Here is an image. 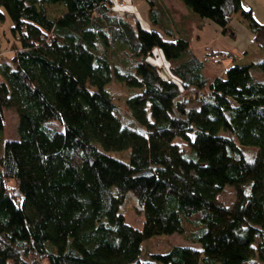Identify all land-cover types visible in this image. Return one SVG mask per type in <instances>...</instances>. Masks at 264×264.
Returning a JSON list of instances; mask_svg holds the SVG:
<instances>
[{
    "label": "trees",
    "instance_id": "16d2710c",
    "mask_svg": "<svg viewBox=\"0 0 264 264\" xmlns=\"http://www.w3.org/2000/svg\"><path fill=\"white\" fill-rule=\"evenodd\" d=\"M181 1L228 35L230 15L240 11L264 46V23L241 0ZM147 3L157 26L155 2ZM4 13L18 44L0 61V132L10 107L18 137L0 144V264H241L255 252L263 259L264 80L251 64L207 79L188 37L141 27L112 0H0V20ZM155 46L170 77L148 61ZM255 65L264 75V59ZM111 75L137 88L125 109L139 129L116 114L103 87ZM245 145L256 147L251 158ZM226 183L230 206L216 197ZM128 190L140 228L119 210ZM173 232L199 248L174 244L140 259L143 239Z\"/></svg>",
    "mask_w": 264,
    "mask_h": 264
},
{
    "label": "crops",
    "instance_id": "0c3cea01",
    "mask_svg": "<svg viewBox=\"0 0 264 264\" xmlns=\"http://www.w3.org/2000/svg\"><path fill=\"white\" fill-rule=\"evenodd\" d=\"M113 7H114V0ZM123 10L134 12L138 18L141 27H156L163 35L173 38L175 36H184L189 39V49L197 59H202L200 73L207 78L222 76L223 70L232 63L251 64L250 71L258 80H264V75L256 67L255 63L264 59V46L258 48L254 41L252 31L246 26V20L241 16L240 11L231 13L229 24L233 35L223 33L214 21L211 19H199L195 14L183 4L181 0H154L155 17L158 24L150 21L148 16L147 0H121ZM117 5V4H116ZM241 5L251 11L252 16L258 23H264V0H241ZM115 10H119L114 7ZM221 52L223 55L219 63H222L220 69H212L207 62H211L209 53ZM213 63V62H211ZM213 63V64H219ZM166 68L169 73V64L165 60ZM223 73V74H222ZM167 77V76H166ZM137 90V89H136ZM134 89L133 92L136 91ZM132 92V94H133Z\"/></svg>",
    "mask_w": 264,
    "mask_h": 264
},
{
    "label": "rangeland",
    "instance_id": "374dc122",
    "mask_svg": "<svg viewBox=\"0 0 264 264\" xmlns=\"http://www.w3.org/2000/svg\"><path fill=\"white\" fill-rule=\"evenodd\" d=\"M114 7L118 9H123V7H118V1L114 0ZM117 4V5H116ZM54 9V8H53ZM52 13H56V10H52ZM48 15V13H47ZM4 18L0 20V61H3L8 58L9 56V49L13 44H18L17 39H14L13 34L11 32L10 28V19L9 17L4 13ZM153 56L148 57V61H151L153 65H156L157 71L159 75L163 77H168V71L166 68L164 56L160 52L159 48L155 46L153 48ZM208 66L210 65L212 69H220V66L222 63L219 64H213L211 62H207ZM223 74V73H222ZM111 80L106 83L103 87L107 89L110 99L114 102V104L118 107L119 111H116V114L120 117V120L125 124H128L129 126L133 128H138L140 125L135 122L128 120L129 114L127 109H125V99L127 96H130L134 89L136 90V87H128L124 84H122L116 77L111 75ZM1 79V77H0ZM134 93V92H133ZM2 126L3 129L0 132V144L3 143L6 139H17L18 133L16 130V121H17V114L13 112V110L10 107H4L2 109ZM48 126L60 130L62 128L61 123H58L57 120H50L49 123H47ZM222 132V130H220ZM173 140L179 144L187 153L191 154V151L188 149L186 143L179 137L175 136L173 137ZM256 151V147L252 145H245L243 146V155L247 158H251ZM112 154H116V152H110ZM9 184H11L12 181H8ZM248 183L244 186L245 192L248 190ZM127 204H120L119 210L122 212L125 221L132 226H135L137 228L141 227L143 217L142 213L136 211L134 203V196L130 193V190H128L125 193ZM217 199H219L221 202L224 203L226 206H230L233 202L234 193L232 191V186L228 183H226L220 191L216 193ZM179 244V245H189L194 248H199L198 242L194 243L189 240H187L185 237H182L180 234L173 232L171 234H160V235H152L151 237L145 238L141 241L140 244V259H149V255L153 252H163L168 249L170 245ZM253 246L255 244L253 243ZM241 264H264V254L263 259L260 258L257 253L255 252V256H251V258L247 261L242 262Z\"/></svg>",
    "mask_w": 264,
    "mask_h": 264
},
{
    "label": "built area",
    "instance_id": "2783aa9c",
    "mask_svg": "<svg viewBox=\"0 0 264 264\" xmlns=\"http://www.w3.org/2000/svg\"><path fill=\"white\" fill-rule=\"evenodd\" d=\"M118 1V5H121L123 4V1L121 0H117ZM222 53L219 51V52H215L214 54H212V56L210 57V60L211 62L213 63H219L220 62V59L222 57Z\"/></svg>",
    "mask_w": 264,
    "mask_h": 264
},
{
    "label": "water",
    "instance_id": "95a60500",
    "mask_svg": "<svg viewBox=\"0 0 264 264\" xmlns=\"http://www.w3.org/2000/svg\"><path fill=\"white\" fill-rule=\"evenodd\" d=\"M139 174H149V173L147 171H143V172H141Z\"/></svg>",
    "mask_w": 264,
    "mask_h": 264
}]
</instances>
